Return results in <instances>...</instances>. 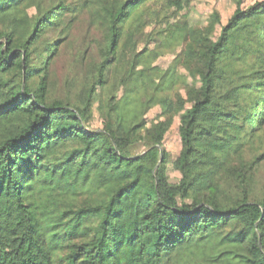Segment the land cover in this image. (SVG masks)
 Listing matches in <instances>:
<instances>
[{
  "label": "trees",
  "instance_id": "obj_1",
  "mask_svg": "<svg viewBox=\"0 0 264 264\" xmlns=\"http://www.w3.org/2000/svg\"><path fill=\"white\" fill-rule=\"evenodd\" d=\"M192 1L92 0L97 56L50 97L44 36L76 7L0 0V264H264V0L205 28L180 15Z\"/></svg>",
  "mask_w": 264,
  "mask_h": 264
},
{
  "label": "rangeland",
  "instance_id": "obj_2",
  "mask_svg": "<svg viewBox=\"0 0 264 264\" xmlns=\"http://www.w3.org/2000/svg\"><path fill=\"white\" fill-rule=\"evenodd\" d=\"M71 2L76 7V11L67 15L63 19L60 27L55 31H48L44 37L48 39L58 40V47L55 56L50 62V97L61 96L69 93L76 88V84L82 80L85 64L91 58L97 56V48L102 43L103 30L99 25L98 20L95 22L92 15V9L89 5L92 0H66ZM256 0H244L243 5H248ZM94 5V4H93ZM95 6V5H94ZM96 7V6H95ZM235 5L232 0H193L180 15H185L186 18L194 24L196 28L208 27L209 15L212 12H217L220 17V23L223 24L230 17ZM33 9H29L32 14ZM64 24H67L64 27ZM150 27H148L149 29ZM62 29V30H61ZM213 36H216L219 31V24H215ZM44 53H40L34 60V65L39 64ZM173 55L168 53L160 57L157 63L164 67L170 63ZM185 74V70H181ZM185 97L184 91H181ZM189 104L185 103L187 107ZM161 109L158 105L152 107L145 115L148 126L152 122L164 119L160 116ZM92 126L99 127L101 125L98 118V113L93 110ZM264 139V133L262 134ZM161 148L168 153V158L163 165L162 174L174 181L178 176L172 168L171 161L175 159L181 149V141L179 138V114H175L171 120L170 126L164 135L161 142ZM255 192L261 191L264 187V161L259 165L255 176Z\"/></svg>",
  "mask_w": 264,
  "mask_h": 264
}]
</instances>
